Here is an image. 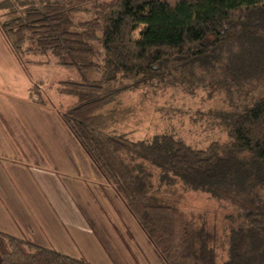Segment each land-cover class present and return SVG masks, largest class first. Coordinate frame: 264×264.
Segmentation results:
<instances>
[{"label":"trees","instance_id":"obj_1","mask_svg":"<svg viewBox=\"0 0 264 264\" xmlns=\"http://www.w3.org/2000/svg\"><path fill=\"white\" fill-rule=\"evenodd\" d=\"M0 9V33L19 62L38 53L47 60L36 63L82 76L58 82L73 98L61 121L164 264L218 258L202 216L156 197L171 186L229 199L239 222L222 264H264V89L240 104L248 85L264 83V0H0ZM174 71L225 90L228 108L216 112L223 140L194 148L168 133L131 140L109 130L106 108L119 93ZM39 88L29 92L44 104ZM0 264L92 263L0 231Z\"/></svg>","mask_w":264,"mask_h":264},{"label":"rangeland","instance_id":"obj_2","mask_svg":"<svg viewBox=\"0 0 264 264\" xmlns=\"http://www.w3.org/2000/svg\"><path fill=\"white\" fill-rule=\"evenodd\" d=\"M3 12L4 10L0 9V14ZM76 17L85 18L82 14ZM46 60L47 56L34 53L25 56L24 62H19L0 33V92L1 88L5 89V87H13L21 91L20 96L7 95L8 107H5V112L8 119L23 122V139L28 141L27 148L28 145L35 147L32 149L29 146L31 152L27 154L32 152L34 154L36 151L38 154H35L34 158H24L19 154L15 156V148L8 143L7 150L0 157L4 160L7 157L13 158V162L24 164L22 167L25 176H22L24 178L22 183L29 185L26 192L29 195L35 194V191L32 192L35 183L33 170L38 168V163L42 165L41 161H44L47 172H52L51 178H54L58 185H65L68 190L66 198L72 199L73 204L79 202L78 198H81L82 193L83 199L92 195L94 199L96 197L99 203L97 214L106 217L107 221L111 219L107 225L108 231L123 232L124 240L129 247L125 250V257L129 256L128 251H130L131 256L134 255L143 264H159V262L164 264L163 259L154 250L158 259L155 261L153 252L151 253L154 247L145 232L104 177L100 175V184L94 186L96 184L94 177L91 173L87 174V170L89 172L90 169L86 166L90 159L61 121L60 114L72 104L73 98L59 92L58 82L79 81L82 76L74 68L60 67L53 63H36ZM25 61L35 63H25ZM184 78L174 71L171 77L154 80L119 93L106 108L109 130L124 133L131 140L149 139L156 133H168L182 138L194 148H203L217 138L223 140L225 132L222 131L220 121L216 118V112L228 108L227 93H224L223 88L211 90L206 80L196 78L192 83H185ZM35 84L40 85L39 90L45 100L44 104L35 102L36 96L28 93L29 88ZM258 84L259 86H247L248 89L240 98V104L244 105L255 100L259 92L264 89V83L259 81ZM3 100L0 93L1 104ZM37 138L39 143L36 141ZM42 140L46 142V148ZM48 156L50 163L46 161ZM40 157L43 160L39 159ZM27 160H30V166ZM5 167L9 181L11 176L8 162ZM36 178L38 179L37 176ZM38 182L41 183L39 179ZM159 191L156 197L162 201L176 205L187 215L202 216L206 220L216 241L214 246L218 254L217 264H222L227 258L230 226L239 222L229 199L219 200L205 192L185 190L179 186L164 187ZM40 194L46 195L43 192ZM52 203L58 215L65 217L60 207H63L64 212L70 210L74 214V207L73 211L70 207L67 209V203L61 205L55 201ZM45 206L46 201L39 204L41 210H44ZM0 210V218L8 216L6 211L2 212L1 207ZM90 214L93 215L92 212ZM129 258L132 262V258Z\"/></svg>","mask_w":264,"mask_h":264},{"label":"crops","instance_id":"obj_3","mask_svg":"<svg viewBox=\"0 0 264 264\" xmlns=\"http://www.w3.org/2000/svg\"><path fill=\"white\" fill-rule=\"evenodd\" d=\"M1 90L0 93L4 100L2 104L0 103V152H2L0 155H3L8 148V143H10L11 147L15 148V152L12 151L15 156L22 155L24 158H34L37 151L34 154L33 152L27 154L31 152L29 150L31 145H28L27 148L26 142L28 141L23 139V122L8 119L5 112V107H8L7 95L19 94L20 96L21 91L13 87H5ZM28 93L31 95L30 92ZM36 141L39 143V138ZM41 142L46 148V142L44 140ZM29 143L32 144V142ZM31 148L35 149L34 146ZM12 159L7 157L4 160L0 157V207L2 212L8 213V216L0 218V231L22 237L39 246L51 248L92 264H143L134 255L132 257L130 251H128L129 256L125 257V250L129 247L124 240L123 232L108 231L107 225L111 219L107 221L106 217L97 214L99 203L96 197L94 199L92 195L83 199L82 193L81 198H78L79 202L73 204L72 199L66 198L68 196L66 191L68 190L65 185H58L57 181L55 182V179L51 178L52 172H47L44 161H41L43 162L42 165L38 163V168L33 170L35 183L32 192L35 191V194L29 195L26 193L29 185L22 183V179H24L22 176H25L22 167L24 164L13 162ZM39 159L43 160L41 157ZM49 159L48 156L46 158L47 163L51 162ZM6 162L9 164L11 176L9 181H7ZM26 162L30 166V160ZM87 163L86 167L90 169L89 172L87 170V174L91 173L94 177L96 181L94 186L99 185L100 174L90 160ZM36 176L41 183L38 182ZM80 191L82 192V190ZM41 192L46 193V195L40 194ZM44 200L46 206L44 210H41L39 204L45 203ZM53 201L59 205L67 203V209L70 207L72 211L74 207V214L70 210L64 212L63 207H60L65 217L58 215L54 210ZM82 211L84 214H80ZM91 212L93 215L90 214ZM113 232L115 235L112 234ZM151 253L155 261L158 260L154 249ZM129 257L132 258V262ZM142 261L145 262V260Z\"/></svg>","mask_w":264,"mask_h":264}]
</instances>
